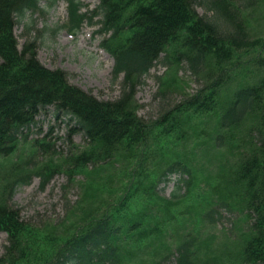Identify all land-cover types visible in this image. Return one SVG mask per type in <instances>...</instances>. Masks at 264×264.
<instances>
[{
	"label": "trees",
	"instance_id": "obj_1",
	"mask_svg": "<svg viewBox=\"0 0 264 264\" xmlns=\"http://www.w3.org/2000/svg\"><path fill=\"white\" fill-rule=\"evenodd\" d=\"M41 1L0 0V164L50 108L56 120L73 123L68 141L78 133L84 145L34 171L28 158L14 166L12 180H2L7 244L0 264H264V40L249 37L247 16L264 0H98L83 13L80 0H65L68 32L99 18L113 80L122 76L110 101L72 85L66 71L43 66L38 36L18 49L14 26L42 12ZM249 51L255 56L244 64L256 70L248 78L243 69L231 89L226 83ZM161 56L171 71L159 79V95L177 86L184 60L204 84L145 121L135 96ZM29 144L34 152L49 147L43 140ZM198 159L215 168L207 171ZM61 172L82 192L67 219L46 227L21 221L7 203L15 187L35 174L43 188ZM171 175L174 187L164 196L159 186Z\"/></svg>",
	"mask_w": 264,
	"mask_h": 264
},
{
	"label": "rangeland",
	"instance_id": "obj_2",
	"mask_svg": "<svg viewBox=\"0 0 264 264\" xmlns=\"http://www.w3.org/2000/svg\"><path fill=\"white\" fill-rule=\"evenodd\" d=\"M44 2L45 0H42L39 4L42 12H35L32 20H28L27 23L26 20H22L20 24L14 26L13 31L18 49L22 48L25 41L38 36L37 58L43 66L47 69L58 68L66 71L72 85L91 92L99 100L110 101L117 98L120 93L121 77L116 81L113 80L114 62L111 55L109 53V55H103L98 52V47L95 48V46L100 47V42L104 38V35L97 33L99 26L95 23L99 18H93L91 24L85 21L77 32L71 33L64 27L67 20L66 3L61 1L52 8H46L43 5ZM80 2L81 13L92 11L98 5V0H80ZM195 9L199 16L205 15L202 7L197 6ZM248 13L249 37L264 40V6H256L252 11L248 10ZM206 15L211 16V13ZM71 34L73 36L69 37ZM241 56L240 60L243 62L241 64L243 66H239L232 74L233 80L226 83L231 89L235 84L241 82L243 69H245L248 78L252 76L250 71L256 70L253 62L244 64L246 59L255 56V52L249 51ZM163 57L161 56L154 67L142 77V85L136 92L135 97L139 104L137 114L145 121L156 120L164 112V109L174 108L186 97L193 95L201 84H204L200 75L193 74L184 60L176 70L177 77L173 84H177V86L171 87L163 96L159 95V79L168 76L171 71L170 67L161 61ZM227 88L228 85L223 90L224 95ZM72 125L73 123L65 117L56 120L51 108L48 112L41 113L36 119V124L26 133V137L21 139L18 150L8 159L1 161L0 183L4 178L12 180L13 177L10 178L9 174L13 176L14 166H21L22 162L28 158H31L32 161L31 168H29L34 171L48 159L56 160L68 153L72 147H82L84 140L80 134H73L70 139L72 144L67 139L68 130ZM37 140H43L49 144L45 153L39 147L36 148V152L30 148L29 143ZM190 144L193 146L194 141H191ZM179 149L182 148L179 147ZM196 150L200 149L196 148ZM197 162H200L197 164L204 166L209 172L215 168V164H210L208 160L201 162L198 159ZM176 177L171 175V181L166 185L159 186L164 196H169L171 193ZM75 179L80 183L83 182L84 176H77ZM75 184L77 183H70L67 175L63 172L53 174L43 188L37 177H34L28 183L15 187L7 203L19 211L21 221L30 225L46 227L67 219L70 206L80 200L82 192ZM229 216L227 215V217ZM57 228L62 229L60 225ZM6 244V235L0 232V255Z\"/></svg>",
	"mask_w": 264,
	"mask_h": 264
}]
</instances>
